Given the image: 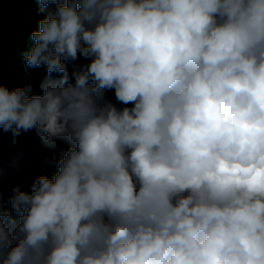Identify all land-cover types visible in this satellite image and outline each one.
Instances as JSON below:
<instances>
[{
  "label": "clouds",
  "instance_id": "1",
  "mask_svg": "<svg viewBox=\"0 0 264 264\" xmlns=\"http://www.w3.org/2000/svg\"><path fill=\"white\" fill-rule=\"evenodd\" d=\"M36 2L43 94L0 82V135L75 146L0 189V264H264V0Z\"/></svg>",
  "mask_w": 264,
  "mask_h": 264
},
{
  "label": "trees",
  "instance_id": "2",
  "mask_svg": "<svg viewBox=\"0 0 264 264\" xmlns=\"http://www.w3.org/2000/svg\"><path fill=\"white\" fill-rule=\"evenodd\" d=\"M40 4L36 0H0V71L3 72L2 82L9 90L27 88L31 86L29 95H42L41 83L47 74L46 66L30 67L26 62L25 53L33 45L30 39L34 31L39 30V22L45 19L55 9L50 5L48 10L40 11ZM70 76L71 83L74 78L71 73L74 65L89 64L91 58L80 57L77 61H64ZM63 73H52L53 79H60ZM105 100L111 101L117 108L125 105L119 104L115 98V90H102ZM131 107L132 105H128ZM18 143H13L11 132L0 135V164L3 167V177L0 189L3 192L4 207L9 209L10 197L13 188L20 186L22 191L31 192V185L44 175L54 178L58 172V163L75 145L62 140H56V147L47 146L36 129L22 133ZM18 161L19 169L10 167Z\"/></svg>",
  "mask_w": 264,
  "mask_h": 264
}]
</instances>
